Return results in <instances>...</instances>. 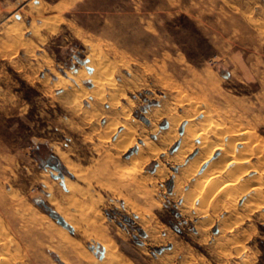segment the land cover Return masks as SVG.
Returning a JSON list of instances; mask_svg holds the SVG:
<instances>
[{"label":"rangeland","instance_id":"1","mask_svg":"<svg viewBox=\"0 0 264 264\" xmlns=\"http://www.w3.org/2000/svg\"><path fill=\"white\" fill-rule=\"evenodd\" d=\"M0 264H264V0H0Z\"/></svg>","mask_w":264,"mask_h":264},{"label":"bare ground","instance_id":"2","mask_svg":"<svg viewBox=\"0 0 264 264\" xmlns=\"http://www.w3.org/2000/svg\"><path fill=\"white\" fill-rule=\"evenodd\" d=\"M104 94H105V93H104ZM204 113H205V112H204ZM196 114H197V113H196ZM210 120H212V119H210ZM212 124H213V123H212ZM188 127H189V126H188ZM190 128H191V126H190ZM206 129H207V128H206ZM212 129L214 130L215 128H210V130H212ZM196 130H197V129H196ZM200 130H201V129H200ZM216 130H217V129H216ZM193 131H194V130H193ZM198 131H199V130H198ZM204 131H205V127H204ZM208 131H209V128H208ZM188 132H189V131H188ZM211 132H212V131H211ZM211 132H210V133H211ZM213 132H214V131H213ZM213 132H212V133H213ZM220 132H221V131H220ZM220 132H219V130H218V132H214V133L217 134V133H220ZM189 133H191V132H189ZM200 133H201V132H200ZM202 133H203V131H202ZM235 133H236V132H235ZM235 133L232 132V135H231L230 138L236 140V142H237V140H238V141H239L240 139L242 140V136H243V133H244V132L242 131V133H239V132L237 131V133H236V134H235ZM191 134H192V133H191ZM191 134H190V135H191ZM196 134H197V133H196ZM204 134H205V135H204L205 137H204V136H203V137L206 139V136H208V135H206L207 133H204ZM221 134H222V133H221ZM197 135H199V134H197ZM247 135H248V133H247ZM187 136H188V134H187ZM187 136H186V137H187ZM194 136H195V135H194ZM201 136H202V135H201ZM210 136H211V134H210ZM229 136H230V134H229ZM191 137H192V136H191ZM204 138H202V141H204ZM216 138H217V136H216ZM216 138H215V139H216ZM220 138H222V137L220 136ZM230 138H229V141L231 140ZM243 139H245V138L243 137ZM245 140H246V139H245ZM206 141H208V140H206ZM211 141H212V140H211ZM214 142H215V141H213V145H212V147H215V148H214V149L211 148L212 151H211V153H210V156H211L213 153H216L215 151H217V149H218V147H216V145L214 146ZM236 142H235V143H236ZM246 142H247V141H246ZM248 142H249V141H248ZM215 143H216V142H215ZM244 143H245V141H244ZM201 144L203 145L204 142L201 143ZM220 144H222V143H220ZM248 144H249V143H248ZM248 144L246 143V145H248ZM199 145H200V144H199ZM205 145H206V144H205ZM205 145H203V147H204ZM208 145H209V144H208ZM210 146H211V145H210ZM223 146H224V144H223ZM206 147H207V146H206ZM227 147H228V146H227ZM227 147H226V148H227ZM142 148H144V147L142 146ZM142 148H141V149H142ZM208 148H209V146H208ZM226 148L223 147L224 151H225ZM228 148H229V147H228ZM226 151L228 152L227 149H226ZM229 151H230V150H229ZM239 151H241V149H240ZM233 152H235V151L232 150L231 153H233ZM245 152H246V151H245ZM247 154H248V153H247ZM240 156H241V155H240ZM242 156H243V155H242ZM245 156H246V154H245ZM208 158H209V156H208ZM240 159H241V158L236 157V156H234V155H232V156L229 155V158H228L229 161H233V162L236 161V162H238V163H240V162H239ZM243 159H244V158H243ZM228 160H227V161H228ZM236 162H235V163H236ZM241 162H242V160H241ZM226 164H227V163H226ZM236 165H237V164H236ZM239 165H240V164H239ZM239 165H238V166H239ZM226 166H227V165H226ZM233 170H234V169H233ZM233 170H232V171H233ZM235 170H236V168H235ZM218 171H219V170H218ZM225 171H226V170H225ZM225 171H224V172H225ZM221 172H223V171L221 170ZM224 172H223V173H224ZM226 173H227V172H226ZM209 175H210V174H209ZM216 175H217V174H216ZM217 177H218V179H220V177H222V174L220 173ZM217 177H216V178H217ZM220 180H222V178H221ZM237 181H238V180H237ZM216 182H217V181H216ZM218 182H220V181L218 180ZM223 182H224V181H223ZM69 183H70V182H69ZM69 183H68V184H69ZM209 183H210V182H209ZM209 183H207V184H209ZM235 183H236V181H235ZM210 184H211V183H210ZM226 184H227V183H226ZM211 185H212V184H211ZM211 185H210V186H211ZM204 186H206V184H205ZM204 186H203V187H204ZM210 186L207 185V188H209ZM225 186H226V185H225ZM259 186H260V185H259ZM70 187H71V186H70ZM201 190L203 191L204 189L202 188ZM201 190H200V191H201ZM210 190H211V189H210ZM207 192H208V191H207ZM201 193H202V192H201ZM205 193H206V191H205ZM200 195H201V194H200ZM206 195H207V194H206ZM205 197H206V196H205ZM200 201H201V200H200ZM200 203H201V202H200ZM202 203H203V201H202ZM104 246L108 249V251L110 250V249H109L110 246H109L108 244H106V245H104ZM106 253H109V252H106ZM3 255H4V254H3Z\"/></svg>","mask_w":264,"mask_h":264},{"label":"water","instance_id":"3","mask_svg":"<svg viewBox=\"0 0 264 264\" xmlns=\"http://www.w3.org/2000/svg\"><path fill=\"white\" fill-rule=\"evenodd\" d=\"M56 164H57L58 167H61V164L59 162H56Z\"/></svg>","mask_w":264,"mask_h":264}]
</instances>
